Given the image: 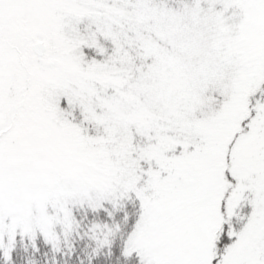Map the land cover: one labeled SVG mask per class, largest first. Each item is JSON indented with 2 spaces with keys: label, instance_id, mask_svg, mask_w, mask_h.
Wrapping results in <instances>:
<instances>
[{
  "label": "snow or ice",
  "instance_id": "obj_1",
  "mask_svg": "<svg viewBox=\"0 0 264 264\" xmlns=\"http://www.w3.org/2000/svg\"><path fill=\"white\" fill-rule=\"evenodd\" d=\"M0 264H264V0H0Z\"/></svg>",
  "mask_w": 264,
  "mask_h": 264
}]
</instances>
